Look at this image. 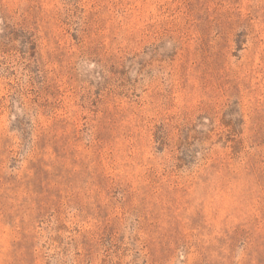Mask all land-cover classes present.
I'll return each instance as SVG.
<instances>
[{
  "label": "rangeland",
  "instance_id": "1",
  "mask_svg": "<svg viewBox=\"0 0 264 264\" xmlns=\"http://www.w3.org/2000/svg\"><path fill=\"white\" fill-rule=\"evenodd\" d=\"M0 264H264V0H0Z\"/></svg>",
  "mask_w": 264,
  "mask_h": 264
}]
</instances>
